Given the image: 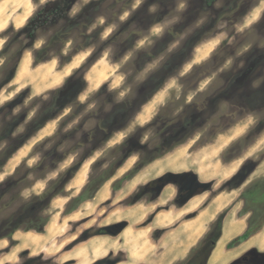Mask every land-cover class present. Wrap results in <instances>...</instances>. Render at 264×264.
I'll return each instance as SVG.
<instances>
[{
    "label": "rangeland",
    "instance_id": "1",
    "mask_svg": "<svg viewBox=\"0 0 264 264\" xmlns=\"http://www.w3.org/2000/svg\"><path fill=\"white\" fill-rule=\"evenodd\" d=\"M0 164V225L65 180L0 264H262L264 0H0Z\"/></svg>",
    "mask_w": 264,
    "mask_h": 264
},
{
    "label": "trees",
    "instance_id": "2",
    "mask_svg": "<svg viewBox=\"0 0 264 264\" xmlns=\"http://www.w3.org/2000/svg\"><path fill=\"white\" fill-rule=\"evenodd\" d=\"M74 20H77V19L74 18ZM37 21L42 23L43 18L39 17ZM27 28L26 27L21 28L20 31H24ZM35 28L36 26L33 29ZM29 32L32 33V31H29ZM62 36H63L62 29H59L58 31L54 32V34L48 40V42L41 49L37 50V52L35 53L36 61L38 62L43 61L45 56L41 55L42 57H39L38 53L40 54L43 50H46V46H48L49 44H53L56 41L61 40ZM10 44L13 45L12 40L6 44L7 47H5L1 51V54L6 52L8 47L11 46ZM9 155L10 153L8 154L6 153L4 156V159H7ZM0 168H1V164H0ZM131 177L132 176H130L129 174H125L122 179H130ZM108 178H109L108 176L107 177L101 176V178H98L96 181L93 179H90L87 185L85 186V188L79 193V195L75 197L74 199H72V201L75 203L72 206H68V208L65 210V213H69L72 210H74L76 208L75 205H77L78 203L92 198L97 192V190L99 189V187ZM163 180H164L163 178H159L158 183L160 184L158 185H160V187L164 185ZM62 182L64 183L65 180L61 176L57 178L55 181H53L52 184L46 187L41 193L34 194L32 198L22 201L21 205L18 207L16 211H13L7 217H4L2 219V223L0 225V237L12 239L11 237L13 233L17 230H23V231L34 230L36 232H43L44 227L49 221V217H50L49 215H44L43 213L46 210V208H48L52 198L57 195V193L54 192V188H56V186H59L60 184L63 185ZM199 183L201 184V182ZM260 189H261L260 185L255 186V187L253 186L247 189L246 194L250 196H256L257 198L260 193ZM5 193H9L8 195L9 197H8V200L4 204L2 203L0 205L1 209L7 208L12 201H15L16 199L19 198L17 194L10 192V188H8V190H5L0 184V200L2 199ZM257 223H259L258 217H250L246 230L241 235L235 237L232 240L231 244L234 242L246 240L256 231H258L261 228V223H259V225H256Z\"/></svg>",
    "mask_w": 264,
    "mask_h": 264
},
{
    "label": "flooded vegetation",
    "instance_id": "3",
    "mask_svg": "<svg viewBox=\"0 0 264 264\" xmlns=\"http://www.w3.org/2000/svg\"><path fill=\"white\" fill-rule=\"evenodd\" d=\"M8 153H11V152H7V154ZM9 158V157H8ZM7 158V159H8ZM200 182V181H199ZM201 183H204V182H201ZM153 184H155V186H159L158 184L159 183H153ZM167 184V183H166ZM260 185V187H261V189H260V193H259V195H258V197L260 196V197H263L264 196V180H256V181H254L248 188H251V187H255V186H259ZM164 187V185L162 186V187H158V194H157V196H159V193H160V191L162 190V188ZM247 188V189H248ZM246 191L247 190H245L244 192L246 193ZM180 192V191H179ZM179 192L176 194V196H175V198H177V195L179 194ZM203 192V191H202ZM197 194H199V192L197 193ZM196 195V194H195ZM194 194L193 195H191V196H188L186 199H185V201H184V203L183 204H185L186 202H187V200H189L191 197H193V196H195ZM247 195V194H246ZM175 198H174V200H175ZM173 200V201H174ZM264 203V202H263ZM180 206H182V205H180ZM118 226H121L120 224H118ZM161 230H163V229H161ZM238 242H241V241H238ZM248 263V258L247 257H244L243 258V263H237V264H247ZM262 264H264V262L262 263Z\"/></svg>",
    "mask_w": 264,
    "mask_h": 264
},
{
    "label": "crops",
    "instance_id": "4",
    "mask_svg": "<svg viewBox=\"0 0 264 264\" xmlns=\"http://www.w3.org/2000/svg\"><path fill=\"white\" fill-rule=\"evenodd\" d=\"M197 173V172H196ZM199 175V174H198ZM198 181H200V182H204V180H202V179H200L199 177H198ZM170 185V184H169ZM172 186V185H171ZM166 188V186L160 191V193H159V196L160 195H162V193H163V191H164V189ZM173 189H174V187H172ZM175 190V189H174ZM175 191L173 192V194L175 195ZM200 194H196L195 196H193V197H191L189 200H187V202L183 205V206H181V207H178V206H176V205H174L173 203H171V201L173 200V198H174V196L172 197V198H170L169 200H166V201H169L170 202V205H169V208H188V204L191 202V201H193L194 199H198V196H199ZM161 198V197H160ZM163 203V202H162ZM162 203H160V205H163ZM166 203V202H165ZM198 204V203H197ZM148 207H150V208H155V204H151V205H149ZM147 207V208H148ZM193 208H195L194 210H192L191 212H193V211H195L196 210V206L195 207H193ZM206 208V207H205ZM235 231V230H234ZM233 231L232 230H230V231H227V232H225L224 233V235H223V237H225V235L228 233V236L229 235H231V233H232ZM228 236H226V237H228ZM222 239V238H221Z\"/></svg>",
    "mask_w": 264,
    "mask_h": 264
},
{
    "label": "bare ground",
    "instance_id": "5",
    "mask_svg": "<svg viewBox=\"0 0 264 264\" xmlns=\"http://www.w3.org/2000/svg\"><path fill=\"white\" fill-rule=\"evenodd\" d=\"M221 200H222V199H221ZM215 203H216V202H215ZM220 205H221V204H220ZM214 211H215V209H214ZM235 231H236V230H235ZM259 232H260V231H259ZM257 234H258V233H257ZM226 236H228V233L225 235V237H226ZM225 237H223V238H225ZM255 237H256V236H255ZM134 255H135V254H134Z\"/></svg>",
    "mask_w": 264,
    "mask_h": 264
}]
</instances>
